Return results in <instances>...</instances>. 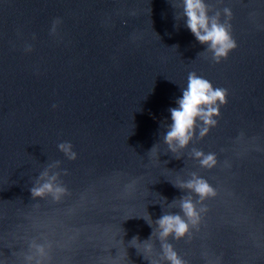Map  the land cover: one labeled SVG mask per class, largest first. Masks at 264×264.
<instances>
[{
  "label": "water",
  "instance_id": "obj_1",
  "mask_svg": "<svg viewBox=\"0 0 264 264\" xmlns=\"http://www.w3.org/2000/svg\"><path fill=\"white\" fill-rule=\"evenodd\" d=\"M177 2L0 0V264H29L33 241L43 264H150L129 242L164 213L182 215L169 204L188 193L174 183L193 172L217 194L188 235L168 237L174 250L186 264H264V0H205L221 21L232 11L237 47L219 63ZM189 72L227 89V103L172 153L162 138ZM65 141L75 160L58 150ZM194 147L216 166L201 167ZM55 161L68 193L34 199ZM148 243L158 259L155 234Z\"/></svg>",
  "mask_w": 264,
  "mask_h": 264
},
{
  "label": "clouds",
  "instance_id": "obj_2",
  "mask_svg": "<svg viewBox=\"0 0 264 264\" xmlns=\"http://www.w3.org/2000/svg\"><path fill=\"white\" fill-rule=\"evenodd\" d=\"M173 6L181 9L180 12H177V18H184L186 27L198 43L207 46L204 51L211 53L214 62L219 63L222 59H226L229 52L237 47V42L232 36L230 23L232 11L230 8L222 9L224 19L221 21V11H215L210 15L211 9L205 0H178ZM57 23H59L58 19L53 22L52 32H55ZM26 50L31 51V46ZM227 94V89L214 88L206 78L198 76L195 72H189L187 86L182 89V95L175 101L177 106L169 108L171 123L165 125L166 131L162 138L168 151L176 153L184 149L193 140L197 129H199V134L196 138H202L211 127H215L218 123L215 117L220 115V106L227 103ZM154 147L155 145L151 150ZM57 148L67 159H76L77 153L72 150L70 142H61ZM191 157L198 160L199 165L204 168L211 169L217 164L215 153H204L195 147L191 149ZM59 163V161H55L49 164L36 177L35 183L29 190L34 199L51 196L53 200L58 201L68 193L67 187L59 181L60 174L51 171ZM174 186L187 190L188 193L178 199L174 198L169 204V206L178 205L182 215L172 212L164 213L155 221V228L148 239L139 241L137 236H133L129 242L135 248L137 245H145L143 255L150 260V264H163L165 261L167 264H186V261L174 250L173 245L168 242V237L171 236L173 239L179 240L188 235L190 227H196L201 220V214L207 210L202 202L217 194L216 189L195 172L191 173L189 179L179 180L174 183ZM193 194L198 199L194 200ZM197 205L200 207L198 208ZM144 220L150 226L153 224L149 222L152 221L150 215H148V219L144 218ZM154 234L160 241L158 259H152L149 255H145L152 250V244L148 242L152 240ZM29 249L32 254L25 258L29 264H33V262L34 264H43V260L47 256L45 246L33 241L29 244Z\"/></svg>",
  "mask_w": 264,
  "mask_h": 264
}]
</instances>
